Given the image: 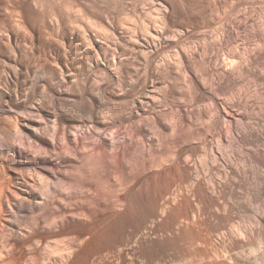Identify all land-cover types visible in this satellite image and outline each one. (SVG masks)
<instances>
[{"label":"bare ground","instance_id":"bare-ground-1","mask_svg":"<svg viewBox=\"0 0 264 264\" xmlns=\"http://www.w3.org/2000/svg\"><path fill=\"white\" fill-rule=\"evenodd\" d=\"M0 264H264V0H0Z\"/></svg>","mask_w":264,"mask_h":264},{"label":"rangeland","instance_id":"rangeland-1","mask_svg":"<svg viewBox=\"0 0 264 264\" xmlns=\"http://www.w3.org/2000/svg\"><path fill=\"white\" fill-rule=\"evenodd\" d=\"M162 182H163V181H162ZM163 183H164V182H163ZM163 183H160V185L162 186V185H163ZM160 185H159V186H160ZM161 186H160V187H158V188H161V189H162V187H164V185H163L162 187H161ZM144 191H145V190H144ZM147 191H148V192H149V191L151 192V191H152V190H151V187H150V188H148V190H147ZM147 191H146V192H147Z\"/></svg>","mask_w":264,"mask_h":264}]
</instances>
